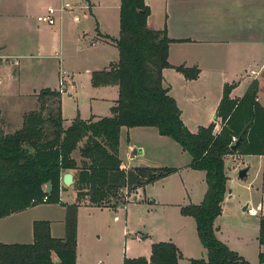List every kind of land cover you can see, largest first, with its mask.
Returning a JSON list of instances; mask_svg holds the SVG:
<instances>
[{"label": "trees", "instance_id": "trees-1", "mask_svg": "<svg viewBox=\"0 0 264 264\" xmlns=\"http://www.w3.org/2000/svg\"><path fill=\"white\" fill-rule=\"evenodd\" d=\"M148 16L144 0H121L118 37L101 36L118 51L117 62L91 76L94 88H117L109 117L88 120L76 117L64 128L60 93L45 90L44 98L38 99L39 110L25 113L19 129L6 133L0 128V219L34 207L31 203L36 201L61 204L65 209L63 238L51 236L48 221H36L32 244L0 243V264H74L77 205L60 202L63 174L76 172L73 185L77 203L88 196L95 207H103L98 205L117 191L125 189L133 193L177 171L123 169L118 154L122 128L156 129L159 136L174 141L190 155V169L205 173L207 190L203 200L198 205L181 207L180 213L194 220L207 258L192 259L185 264H248L217 239L214 222L221 215L228 193L225 158L233 154L264 157V108L257 101L258 85L251 83L237 100L230 98L234 85H224L215 113V119H221L220 131L214 133L212 123L195 133L189 132L164 84L163 71L173 68L193 80L198 70L169 65L171 41L164 31L148 28ZM49 99L52 100L47 105ZM240 137L236 151L232 152V138ZM48 183L52 186L49 195L45 194ZM44 197L46 203L42 202ZM258 242L264 245V221ZM181 259L173 243L161 242L152 245L149 260L125 259L124 264H179ZM263 262L264 253H260L259 264Z\"/></svg>", "mask_w": 264, "mask_h": 264}, {"label": "rangeland", "instance_id": "rangeland-1", "mask_svg": "<svg viewBox=\"0 0 264 264\" xmlns=\"http://www.w3.org/2000/svg\"><path fill=\"white\" fill-rule=\"evenodd\" d=\"M64 1L71 5V11L64 14L54 27H38L34 11L31 19L21 24L0 13V46L4 47L0 50V128L6 133L20 128L25 113L39 110L38 99L44 98L42 93L45 90L60 93L64 128L69 127L76 117L88 120L91 116H110L117 91L109 87L94 88L91 76L116 62L118 51L105 44L93 45L91 39L99 33L118 37L121 0ZM62 73L65 82L59 87ZM166 80L170 83L168 78ZM173 84L175 86V82ZM199 85L196 90L209 89V83L200 82ZM230 85L235 88V83ZM210 87L214 96L216 87L212 83ZM260 87L264 97V82H260ZM199 104H203L202 101ZM188 109L192 110V107L189 105ZM214 124V133H218L221 119ZM187 130L196 131L194 127H187ZM157 135L154 128H122L120 131L123 169L128 170L127 145L136 143L145 147L141 166L177 170L136 192L122 189L98 205L103 207H95L88 196L80 198L77 203L74 185L67 188L60 181L64 191L63 195L60 192V202L77 205L74 264H124L125 259L149 260L152 245L167 242L166 233L178 226L182 227L183 257L188 258L187 261L206 260V251L199 241L193 219L180 213V207L187 206L188 200L184 178L178 170L186 166L191 157L174 141L165 137L157 139ZM140 153L138 151V155ZM236 155L225 158V167L230 169L227 170V185L231 199L224 201L221 215L214 222L219 227L217 239L248 264H259V254L264 253V245L258 242L261 222L264 221V161L250 157L238 161ZM248 165L247 178L238 179V172ZM68 173L73 177L76 174L73 171ZM37 203L32 202L34 207L27 212L31 217L46 220L59 217L61 204ZM247 204L258 212L257 216H249L242 210ZM182 260H179L182 264L187 263L186 259Z\"/></svg>", "mask_w": 264, "mask_h": 264}, {"label": "crops", "instance_id": "crops-1", "mask_svg": "<svg viewBox=\"0 0 264 264\" xmlns=\"http://www.w3.org/2000/svg\"><path fill=\"white\" fill-rule=\"evenodd\" d=\"M144 2L149 9L148 28L164 31L171 41L167 54L169 65L187 69L195 67L198 70V76L193 80L184 78L173 68L163 71L164 83L169 85V94L175 100L186 128L194 127L197 132L199 128H206L217 121L214 114L220 104L223 87L226 84L235 83L230 98L239 99L251 83H257V101L264 108L262 101L264 97L261 95L260 87V82H264V0H144ZM51 5H57V0H0V13L12 17L21 24L32 17V11L35 12L37 18ZM74 19L78 20L77 17ZM99 34L91 39V44H105L114 47L101 38L103 35L108 36L107 34ZM3 48L0 46V50ZM166 78L170 83L166 82ZM172 81L175 82V86ZM200 82L209 83V89L196 90L200 87ZM210 83L216 87L214 96L211 95ZM109 88L117 91L115 87ZM201 101L203 104L200 105ZM189 105L192 110L188 109ZM92 117L96 118L95 116L90 118ZM156 138L164 137L157 135ZM127 146L126 161L128 164H125L127 169L143 167L140 162L146 154L144 145L128 143ZM132 147L139 149L141 153L134 159H129V150ZM244 157L260 158L264 161V157L260 156H241V159ZM119 158L124 164L120 150ZM189 164L190 162L178 171L184 178L187 205H198L207 190L205 173L190 169ZM248 168L250 171V165ZM227 170L230 169L227 168ZM227 176H229L228 172ZM227 190L224 201L231 199L228 185ZM60 192L63 195V189ZM30 209L0 219V243L32 244L33 223L41 220L50 223V234L53 238L64 237L65 209L62 205L59 206L60 215L55 220L31 217L27 213ZM216 229L217 237L219 227ZM181 232L182 227L178 226L167 232L165 239L177 247L182 255V261L185 259L187 261L188 258L183 257L182 242L184 240ZM179 264L182 263L179 261Z\"/></svg>", "mask_w": 264, "mask_h": 264}, {"label": "built area", "instance_id": "built-area-1", "mask_svg": "<svg viewBox=\"0 0 264 264\" xmlns=\"http://www.w3.org/2000/svg\"><path fill=\"white\" fill-rule=\"evenodd\" d=\"M69 11H71V5L68 2H65L64 0H57V5L47 7L44 13H42L36 18V21L39 25H43L45 27H54L57 21L60 20V18ZM63 75L64 73H62V75L60 76L59 87L64 86L65 80ZM236 141V138H232L231 145L234 144ZM234 155L236 154L230 155V157H233ZM235 159L238 161L242 160L240 155H236ZM46 201L47 197H44L42 202L46 203ZM245 212L252 217L258 215V212L253 208H250L249 206L246 208Z\"/></svg>", "mask_w": 264, "mask_h": 264}, {"label": "water", "instance_id": "water-1", "mask_svg": "<svg viewBox=\"0 0 264 264\" xmlns=\"http://www.w3.org/2000/svg\"><path fill=\"white\" fill-rule=\"evenodd\" d=\"M241 141V137L230 146V150L232 152H235L239 143ZM138 151L140 152L139 149L132 147L130 149V155H129V159H134L137 155H138ZM249 171V168H244L242 170H240L238 172V179L242 180V179H246L247 178V173ZM62 184L64 187H69L70 185L73 184V177L71 174L67 173L65 175L62 176ZM52 190V186L50 183L46 184V190H45V194L49 195L51 193ZM248 207V204L245 205V207L242 209L244 212L246 211V208Z\"/></svg>", "mask_w": 264, "mask_h": 264}]
</instances>
